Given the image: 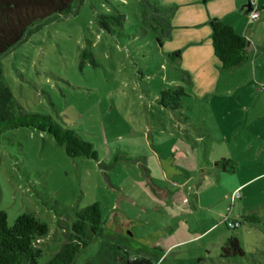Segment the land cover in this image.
I'll return each mask as SVG.
<instances>
[{
  "label": "rangeland",
  "instance_id": "rangeland-1",
  "mask_svg": "<svg viewBox=\"0 0 264 264\" xmlns=\"http://www.w3.org/2000/svg\"><path fill=\"white\" fill-rule=\"evenodd\" d=\"M139 1L82 0L0 56L21 112L51 117L99 155L71 158L35 129L7 133L0 211L9 227L25 214L49 226L39 264L95 203L101 232L73 264H264V51L227 70L215 93L197 95L192 84L182 110L169 111L157 100L181 67L143 33ZM253 6L264 28V0ZM115 9L127 22L111 36L98 16ZM231 238L243 256L223 257Z\"/></svg>",
  "mask_w": 264,
  "mask_h": 264
},
{
  "label": "trees",
  "instance_id": "trees-1",
  "mask_svg": "<svg viewBox=\"0 0 264 264\" xmlns=\"http://www.w3.org/2000/svg\"><path fill=\"white\" fill-rule=\"evenodd\" d=\"M82 0H0V56L9 53L22 43L35 27L59 16L74 13L76 4ZM143 8L141 28L144 34L151 33L160 47L172 38V17L175 9H166L152 0H140ZM115 13L98 16V25L111 36L121 35L125 29L127 16L117 9ZM215 56L223 70L240 67L248 59L250 43L236 33L234 28L222 20L210 22ZM169 63L180 66V51L165 55ZM174 79L178 84L163 89L158 104L169 111L178 112L183 108L185 98L193 96L189 88L193 84L189 72L175 68ZM20 129H35L48 133L65 148L71 158H87L99 161L94 145L78 138L71 130L65 129L49 116L22 113L18 102L4 81L0 66V142L9 132ZM227 162V161H226ZM227 164V163H226ZM234 170V165H230ZM103 167V166H102ZM227 170V168H226ZM260 222L259 219H251ZM103 226L100 205L78 213L72 231L65 234L61 250L47 264H73L81 251L88 247L92 237L99 236ZM230 227V226H228ZM49 226L33 214H25L17 219L13 227L8 225V216L0 211V264H39L42 251L39 241L48 238ZM223 257L243 256L237 238H231L222 249ZM134 264H153L151 259L136 258Z\"/></svg>",
  "mask_w": 264,
  "mask_h": 264
},
{
  "label": "crops",
  "instance_id": "crops-1",
  "mask_svg": "<svg viewBox=\"0 0 264 264\" xmlns=\"http://www.w3.org/2000/svg\"><path fill=\"white\" fill-rule=\"evenodd\" d=\"M244 2V0L159 1L163 8L177 9L171 20L172 38L164 43V47L167 52L182 53L180 67L190 73L197 95L217 92L221 81L227 75V70L221 68L214 53L210 26L212 20H222L232 26L237 34L248 39L250 57L253 56L257 60L263 53L264 41L261 34L264 28L259 22L261 15L256 22H251Z\"/></svg>",
  "mask_w": 264,
  "mask_h": 264
},
{
  "label": "built area",
  "instance_id": "built-area-1",
  "mask_svg": "<svg viewBox=\"0 0 264 264\" xmlns=\"http://www.w3.org/2000/svg\"><path fill=\"white\" fill-rule=\"evenodd\" d=\"M249 17L251 22H256L260 18V14L255 8H253L252 12L249 13Z\"/></svg>",
  "mask_w": 264,
  "mask_h": 264
},
{
  "label": "water",
  "instance_id": "water-1",
  "mask_svg": "<svg viewBox=\"0 0 264 264\" xmlns=\"http://www.w3.org/2000/svg\"><path fill=\"white\" fill-rule=\"evenodd\" d=\"M254 6H253V0H248V4L246 6V13L249 14L252 12Z\"/></svg>",
  "mask_w": 264,
  "mask_h": 264
}]
</instances>
